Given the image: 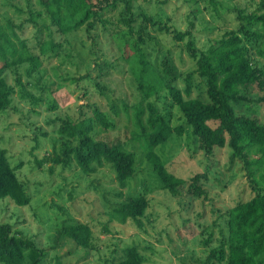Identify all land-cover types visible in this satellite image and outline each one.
<instances>
[{
    "label": "rangeland",
    "instance_id": "obj_1",
    "mask_svg": "<svg viewBox=\"0 0 264 264\" xmlns=\"http://www.w3.org/2000/svg\"><path fill=\"white\" fill-rule=\"evenodd\" d=\"M132 5L135 30L143 23L145 14L170 30H191L200 49L236 28L234 10H242L244 14L264 12L261 0H133ZM121 9L120 4L116 10L106 12L104 19L116 23ZM9 25L34 55H38L36 47L40 41L53 40L61 46L51 57H42L41 66L32 77H25L23 68L16 69L30 95L39 97L37 87L49 88V96L56 105L54 111H47V104L31 106L27 96L23 99L20 96L15 73L3 74L15 94L12 107L0 113V148L6 151L12 166L22 163L17 175L31 201L21 207L9 199L1 200L0 223L11 224L14 231L34 239L47 252L46 264H54V256L62 264H111L122 257L127 247H136L145 264H201L199 261L227 235L226 211L238 201L253 196L243 163L238 159L230 162L228 147L205 154L187 127L181 137H172L155 150L169 171L188 181L181 193L172 197L162 190L132 137L134 127L122 104L132 107L140 100V94L128 66L108 34L103 33L102 26L95 30L97 41L92 45L84 28L68 35L58 34L37 0H0V27ZM253 28L262 31L260 27ZM147 32L151 38L146 40L145 48L151 60H155L158 69L162 58L167 56L178 76L175 85L183 89L185 77L195 70L193 61L183 50L184 43L173 41L171 35L149 25ZM250 52L264 68V55L251 48ZM190 85L192 97L205 99V87L196 74L192 75ZM46 95L43 94L45 100ZM241 96L243 100L233 104L235 111L254 116L264 124L263 92L252 86L243 90ZM92 103L109 113L115 123L106 132L96 127V137L103 141L118 140L126 151L135 155L133 177L123 188L117 184L110 165L105 163L96 166V171L88 176L74 165L65 169L55 166L50 173L49 164L41 167L36 164V160L42 161L59 148L56 124L50 125L47 121L65 116L76 119L80 107L88 112L86 105ZM156 106L167 115L172 126L184 124L169 100L162 99ZM209 125L215 127L216 123ZM194 175L202 176L200 184L205 195L201 197L188 192L189 179ZM140 194L148 200L144 230L132 224H109V232H104L103 226L108 223L105 212L129 196ZM68 221L91 226L94 251L81 249L59 235L61 224ZM210 237L205 247L202 242Z\"/></svg>",
    "mask_w": 264,
    "mask_h": 264
},
{
    "label": "trees",
    "instance_id": "obj_2",
    "mask_svg": "<svg viewBox=\"0 0 264 264\" xmlns=\"http://www.w3.org/2000/svg\"><path fill=\"white\" fill-rule=\"evenodd\" d=\"M133 0H37L45 11L52 27L60 35H68L84 28L87 40L96 44L94 34L98 26L108 34L129 68L130 74L140 94V100L132 107L122 104L125 115L133 124L132 137L138 143L143 156L153 174L158 178L163 191L175 197L187 184V180L177 177L169 171L156 148L167 143L172 137H181L187 127L197 139L199 148L210 155L215 149L228 147L230 162L238 159L243 163L246 178L253 196L246 201H238L226 211V231L220 244L211 248L201 264H264V124L256 117L235 111L233 104L243 100L241 92L256 86L263 92L264 68L254 59L251 49L264 55V12L244 14L234 10L237 26L226 31L218 39L210 41L205 49L196 46L191 30L185 32L170 30L159 25L152 17L143 15V23L134 29ZM116 23L104 19L106 12L117 9ZM264 9V0H261ZM109 25V27H106ZM158 28L171 35L173 41L184 43L183 50L193 61L195 70L185 77L183 89L175 85L177 74L167 56L157 69L147 49L146 40L151 38L147 27ZM262 29L258 31L253 27ZM60 44L53 40L40 41L36 47L38 55L31 53L9 25L0 27V113L12 107L15 89L3 76L5 71L16 75V86L23 99L27 96L31 106H46L47 111H54L55 102L51 100L49 88H38L39 97L25 91L16 69L23 68V75L32 77L42 64V57H51ZM263 48V49H262ZM196 74L205 87V99L191 96V77ZM89 78V75H85ZM78 80V79H77ZM100 91L102 90L99 89ZM47 94V99L43 94ZM167 99L175 107L184 124L172 126L166 114H162L156 102ZM88 112L81 111L79 117H55L48 124H56V133L60 144L58 150L42 161L38 167L49 164V172L56 166L69 168L74 165L88 176L96 171V166L103 163L110 165L117 184L123 188L134 174L135 155L124 149L118 140L103 141L96 137L95 128L103 131L112 130L114 120L109 113L102 111L95 104L86 105ZM114 115H118L113 110ZM253 115V114H252ZM215 122V127L209 125ZM42 135L46 136L45 133ZM195 139V140H196ZM105 140V139H104ZM22 163L12 166L6 151L0 148V201L9 199L17 206H27L31 201L25 184L19 179L17 171ZM202 176L194 175L189 179L188 192L196 197L205 195L200 184ZM148 200L143 194L129 196L124 202L105 212L107 224L104 232H109V224H132L138 230H144V219ZM60 236L77 247L95 250V237L91 226L80 221H68L58 229ZM211 237L202 242L205 247ZM47 252L39 247L35 240L14 231L11 224L0 223V263L1 264H46ZM54 264H62L56 256ZM49 264V263H48ZM111 264H145L144 257L136 247H127L122 257Z\"/></svg>",
    "mask_w": 264,
    "mask_h": 264
}]
</instances>
